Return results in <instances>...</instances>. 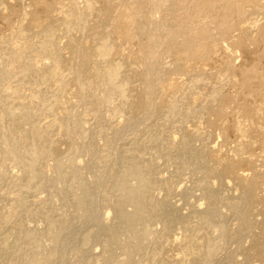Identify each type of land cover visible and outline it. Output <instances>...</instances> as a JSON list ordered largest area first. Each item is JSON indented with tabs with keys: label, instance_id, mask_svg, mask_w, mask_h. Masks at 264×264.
Masks as SVG:
<instances>
[{
	"label": "bare ground",
	"instance_id": "6f19581e",
	"mask_svg": "<svg viewBox=\"0 0 264 264\" xmlns=\"http://www.w3.org/2000/svg\"><path fill=\"white\" fill-rule=\"evenodd\" d=\"M12 1L21 4L23 19L0 35V264H253L257 248L246 247L250 251L245 250L241 261L223 252L232 242L238 251L248 235L255 247L261 244L258 254L264 259L261 236L252 233L257 223L255 178L243 173L237 182L242 194L228 195L224 190L231 185L225 176L232 173V160L211 155L215 151L206 142L207 133L185 127L210 111L224 113L225 81L199 93L201 75L190 74L182 84L164 79L171 69L164 50L179 37L182 45L176 47L183 46L186 61L200 62L209 45L222 44L220 37L234 28L229 30L230 22L220 17L225 20L216 22L214 37L184 22L170 30L162 14L177 11L182 20L194 11L206 19L220 0H193L190 5L187 0H118L129 6L119 13L121 18L107 29L108 15L98 13L96 30L91 21L97 0H57L47 7L46 24L33 20L37 30L29 29L34 22H28L24 5L40 0H0V12L10 10ZM105 1L114 7L113 0ZM222 1L225 8L219 9L227 16L239 15L237 20L247 17L246 3L254 11L264 10L260 0ZM139 4L149 10L141 17L147 26L138 23ZM214 17L208 25H214ZM258 19L247 28L258 27ZM115 37L122 42L115 43ZM139 37L147 45L138 57L141 62L135 63L127 47ZM85 39L94 46L86 48ZM181 61L177 66L184 65ZM235 127L243 141L229 151L243 159L252 146L245 140L249 130L239 123ZM169 128L173 133L167 137ZM148 154L152 157L147 160ZM161 155L172 157L174 177L156 171ZM185 173L191 174L193 188L188 179L189 186L184 180L183 187ZM175 195H181L176 197L182 205L173 201ZM167 251L174 254L165 257Z\"/></svg>",
	"mask_w": 264,
	"mask_h": 264
},
{
	"label": "rangeland",
	"instance_id": "374dc122",
	"mask_svg": "<svg viewBox=\"0 0 264 264\" xmlns=\"http://www.w3.org/2000/svg\"><path fill=\"white\" fill-rule=\"evenodd\" d=\"M9 1H11V0H9ZM56 1L57 0H40L39 3L37 2L36 4H32L30 1H26L24 7L27 10V12L29 13V16L27 18L28 22L30 21L31 23H33L34 21H37L38 23L46 24L50 18L47 7L51 4H54ZM104 1L103 0H101V1L97 0L95 3V7L97 10L95 9L94 16L92 17L93 18L92 20L94 22L91 21L93 23L92 24L93 29H94V27L97 26L96 24H98V19L100 18L99 16L105 17L103 15H108V18H106L108 20L105 24V28L110 29L112 27L113 23L121 18V15H119V13L122 14V12L125 10L126 7H124V6L129 7L128 5H124V4H123L124 6H122V4H121L122 2H120L118 0H113L115 3L112 2V6L114 5V7H110V5L107 4L108 2L105 1L106 3H103ZM221 1L222 0L214 3V4H216L217 7L215 8V5H213L214 7L212 6V9H211L212 11H210V13L207 14V16H205L206 19L204 18V16H202V14L200 16V13L198 14V12H194V11H193V14H191L192 17L191 16H190V18L183 17L184 19H182V20L181 19L177 20L178 14H180V13H177V11L167 10L166 12H164L165 14L164 13L162 14V16H161L162 20L166 23L167 27L170 30H178L180 28V25L184 22L185 24L193 26L197 31L202 32V30H205V33L208 34V36L212 35V37H214L213 34L214 35L217 34V32H216L217 24L220 25L222 22H224L225 19H226L225 20L226 22H227V20H228V23L230 22L229 23L230 24L229 30L234 28V31L230 30L231 32L227 30L228 32L225 36L227 39L224 38V35L222 36V38L220 37V39H221L220 41L223 42L222 44L221 43L220 44L219 43L213 44V45L210 44L213 48L209 45V47H208L209 49H207L208 53H206V55H207L206 60H204L205 59L204 58L203 61H200V62L199 61L196 62L195 60L186 61V59L184 57L185 55H184V53H182L184 51L183 46H182V48H180L182 50L181 53H180L181 50L178 49L179 45L180 44L182 45V43H181L182 38L179 37L177 40L178 45L175 42V43H173V45H171L172 48L168 47L164 50V60L171 65V69L169 71L165 72L164 79H165V82L168 84L169 83H179L180 84L181 82L182 83L186 82L190 74L201 75L202 79L204 80L203 81L204 85L202 84V86L197 90L199 93H208L209 90L214 85H216L217 82H219L220 80L225 81V82H223V85L224 84L225 85L224 86L222 85V90H223L222 93L224 95L222 98H224V99H222L221 105H220V108L222 111H224V113L219 115L215 111L214 112L210 111V113L208 112L206 114V116L204 115L203 118H200L198 120H190L189 121L190 123L188 122L189 124H186L185 127L188 128V132H190L189 129L193 131L194 128L195 129L198 128V130H201V131L203 130L204 132H206L207 136L209 137V138L207 137L208 141H206V142L209 146H212L211 148H213L212 149L213 152L215 151L214 153H211V155L214 154L213 156H218V157L221 156L220 158L223 160H225L224 158H227L230 161L232 160L231 161L233 163L232 173H228L225 176L227 183L231 185V186L228 185L229 186L228 189L226 188L227 187L226 186L225 187L226 190H224V191H226V193L228 192V195L233 194L234 196H239L242 194V188L240 186H238L237 182H238L239 176L243 175V173L246 176L248 174L249 179L255 178L258 190H256L257 192L255 193L256 203L254 206L253 216H254V219L257 221V223H256V226L253 227L252 233H253V235L255 234L258 237L261 236V237H259V238L257 237V238H258V240L261 241V242L259 241L260 243L263 242V244H264V237H263L264 232L262 233L263 235L262 234L260 235L261 231L264 230L262 228V227H264L263 226L264 225V223H263L264 222V214L262 213V211L264 209V12H263L264 10H262V12H261V10H259L260 7H257V9L259 11H257V10L254 11L252 9V4L246 3V4H244V12H246L247 17L244 16V18L242 20L239 18V20H241V22H240L239 20H237L239 15L235 14L236 16H238V17H236L234 14H233V16H231L232 13H228L229 16H227V13L223 12L224 10H222V11L220 10V9L225 8V3L223 1L222 2ZM190 2H193V0H191V1L187 0L186 3H188V5H190ZM260 2L262 4H264V0H260ZM104 6L110 7L111 9L109 10V8H108L106 10L107 7L105 8ZM223 6H224V8H222ZM2 7L3 6H1V8ZM139 7L143 8V9L140 8V10L138 9L140 11V15H141L139 18L143 17L142 15H144V16L148 15L149 10L146 9L147 8L146 6L145 7L143 5L137 6L136 10ZM10 8H11L10 10H5V11L0 12V35L1 36H5L6 34H8L9 31L13 27L17 26L18 23L23 19L21 4H19L18 2L12 1V2H10ZM105 10L107 12L108 11H110V12L107 13ZM147 10H148V12H147ZM251 10H253L254 12ZM102 12L106 13V14H103ZM98 13L101 15H99ZM221 13L223 16L219 15ZM225 13H226V15L224 16ZM252 14L255 16H253ZM97 15H99L98 16L99 18L97 17ZM217 15H219V16H217ZM95 16H96V18H94ZM216 16H217V18H216ZM207 17H209L208 20H207ZM213 17H214V20H216V21H215V23H214V21H212V23H214V25L211 24L212 27L208 28L209 31H207L206 28L211 26L208 24L211 23V20H213ZM220 17H223L225 19L223 21H221L222 18L220 20L219 19ZM252 17H253L254 21L259 18L258 24H260L262 27L259 25L256 28L248 29L247 23L250 24L253 21ZM139 18H138V20H141V21H138V20L137 21H138V23L140 22L141 26H147L148 25L144 21V19H143L144 17L141 19H139ZM245 18H248L249 20L248 19L245 20ZM204 19L207 21L204 22ZM219 20H220V22H217ZM95 21H97L96 24H94ZM208 21H210V22L208 23ZM231 21L235 23L234 25L240 24V25H237L240 28H238V27L235 28V26L233 27L232 26L233 23ZM216 22H217V24H216ZM231 23H232V25H231ZM38 26L39 25L36 22H34L31 26L29 24V29L37 30ZM242 27H244L245 31L249 30L248 32L249 33L251 32V33L247 34L243 30ZM96 29H97V27L95 28V30ZM118 29L121 30V28H118ZM214 29H216V30H214ZM254 29H255V31H254ZM210 31H212L213 33L212 32L209 33ZM116 32H119V30L118 31L116 30ZM200 32H197V33H199V35H200ZM252 32H254V33H252ZM230 37H232V38L230 39ZM141 38H143V39H141ZM141 38L140 37L135 38L132 42H130L128 44V47H127V48H129L127 50V53H130L129 51H131V53H133V55L131 54V57L133 56L132 61L133 60H134L133 62L136 61L135 63H138V61H139V63L141 62V59H139V58H141L140 54L146 49V45H147L145 38L144 37H141ZM248 38H250V39H248ZM224 39L226 40V43H224L225 42ZM228 39H230V40H228ZM87 40L86 41L88 43L86 41L85 42L83 41V43H85V47L87 46L86 48L90 49L92 46H94L93 41L91 39H87ZM117 41H119V43L122 42V40L119 39L118 37L115 39V43H117ZM236 41H239L240 46H238L239 43ZM179 42H180V44H179ZM231 42L233 44H231ZM64 45H65V43H64ZM181 45H180V47H181ZM210 48H212V49H210ZM177 49L179 50V52L177 51ZM66 50H65V52L67 55V54H69V51L68 50L66 51ZM175 50H176V53H175ZM208 50H211V51L209 52ZM231 50H233L234 52ZM229 52H230V54H229ZM134 54L136 55V57L134 56ZM137 54H138V56H137ZM177 54H179V55H177ZM229 55H234V56H232L233 57L232 58ZM67 56L69 57V55H67ZM180 56L183 60V64H184L183 66H177V63H176L177 59L180 62H182ZM135 58L136 59L138 58V59L135 60ZM130 61H131V59H130ZM133 82L135 84V87L139 88L140 83H141L140 79L136 77L133 80ZM71 90H73V86H71ZM135 103L137 104V100ZM136 112L137 113L140 112V108L138 107V104L136 107ZM238 123L241 126L248 128L249 131H247V133H245V136H246L245 140L250 142L252 145V146H248L249 149L246 148V150L244 152L245 154L243 153L245 156L241 155V156L246 157L247 159L246 158L242 159V157L240 158L237 156L239 158V161H238L237 157L233 158V156H236V155H233V154H235V153H233L234 150L233 151L231 150V152L233 154L230 153V151H229L230 149L236 147L242 140L241 134L235 130L236 129L235 126ZM185 131L187 132L186 129H185ZM171 133H173V129H171V128H169L165 132L167 137L169 135H171ZM181 133L177 134L178 140H180L181 136L183 135V132H181ZM245 136L243 135V137H245ZM123 144H125V143H123ZM215 147H217L218 149L217 148L214 149ZM62 148L65 149L66 146L63 145ZM222 148H223L224 152L222 151ZM219 149H221L220 150L221 152H217V150L219 151ZM216 152L218 155H216ZM221 154H223V156ZM249 155H250V157H248ZM251 155L254 157V159L256 158L255 159L256 161L253 159V157H251ZM146 156L147 155H145L144 158L145 159L147 158V160L149 157L150 158L152 157L150 154H148V157H146ZM163 156H165V155H161V156L157 157V160L155 162L156 171L158 172L160 170V172H163L162 173L163 176L166 175V177L167 176L174 177L173 176L175 174L174 170H176V169L174 166H172V164H174L172 157L169 158L166 156L167 157V159H166V157H163ZM213 156H211L209 159L211 160V158ZM168 158L170 160H168ZM171 159H172V161H171ZM244 159H246L247 161ZM165 160H166L167 164H166V162H164ZM169 161H170V163H169ZM253 161H255V162H253ZM168 164H169V167L167 166ZM165 168H167V169H165ZM172 168H174V169H172ZM250 175H251V177H250ZM181 179L183 182L182 185L185 184V185H183L184 188H186L185 186L187 184H188L187 186H189V183H190V186H189L190 188H193L192 186H195V184H193V182H192L193 180H191L192 177H191L190 173H188V174L185 173V174L181 175ZM187 179L189 180V183L187 182L188 181ZM184 180L187 184L184 183ZM230 187H231V189H230ZM195 193H197V195L195 194L197 196V198H196V201H197V199H199L198 195H200V194L198 193V191H196ZM176 196L177 197L180 196V198H181V195H179V196L175 195V197ZM196 196H194V197H196ZM175 197H173V198H175ZM177 197L175 199H173V201L176 204L179 203L182 205V203H180L181 199L179 200V198H177ZM194 197H192V198H194ZM192 198H190L191 201L192 200L195 201V198L194 199H192ZM202 202L203 201H201V203ZM181 205H179V206H181ZM203 207H205V205ZM184 209L185 208H183V209L181 208V211L186 213L187 210L185 209V211H184ZM231 219H233V218L232 217L229 218V220H230V221L228 220L229 223H231L233 221ZM260 225L262 226L261 228L259 227ZM260 229H261V231H260ZM252 233H251V235H252ZM251 238H252V236H249V235L247 237H244L243 242L241 243V248H239V249H242V251H244V252H241V250H239V249L237 251V245L235 244V246H236L235 247L233 242L231 243L232 246H230V243H227V244H229V245L226 244V246H228L229 251L227 250V247L225 246L223 252L227 251L228 253H232V254H234V257L238 256L237 259L241 261L243 259L242 254L245 253V250L250 251L253 249L255 251V249L257 248L255 251L256 253L252 251V253H253V257H252L253 262L252 263L253 264H264V259L260 258L261 257L260 253L258 254V252H260L259 249H260L261 244H259L260 246L258 249V247H257L258 245L255 247V245H253ZM262 238H263V240H262ZM251 245H253V246H251ZM242 246L244 248H242ZM246 247H248L250 250L246 249ZM257 250H259V251H257ZM96 251H98V249H96ZM227 252H225V253L227 254ZM225 253H223L222 255H224ZM173 254L174 253L172 251H167L166 253H164L165 257H170ZM256 254H258L259 257H258V255L256 256ZM254 256H255V258H254ZM239 258H241V259H239Z\"/></svg>",
	"mask_w": 264,
	"mask_h": 264
}]
</instances>
